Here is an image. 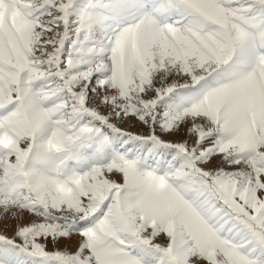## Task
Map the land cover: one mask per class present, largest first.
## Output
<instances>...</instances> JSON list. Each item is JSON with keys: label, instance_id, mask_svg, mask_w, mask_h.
I'll use <instances>...</instances> for the list:
<instances>
[{"label": "snow or ice", "instance_id": "6c2138e0", "mask_svg": "<svg viewBox=\"0 0 264 264\" xmlns=\"http://www.w3.org/2000/svg\"><path fill=\"white\" fill-rule=\"evenodd\" d=\"M0 264H264V0H0Z\"/></svg>", "mask_w": 264, "mask_h": 264}]
</instances>
